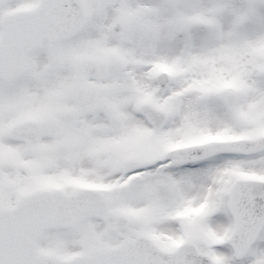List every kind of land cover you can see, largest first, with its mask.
<instances>
[{
	"label": "snow or ice",
	"instance_id": "obj_1",
	"mask_svg": "<svg viewBox=\"0 0 264 264\" xmlns=\"http://www.w3.org/2000/svg\"><path fill=\"white\" fill-rule=\"evenodd\" d=\"M0 264H264V0H0Z\"/></svg>",
	"mask_w": 264,
	"mask_h": 264
}]
</instances>
